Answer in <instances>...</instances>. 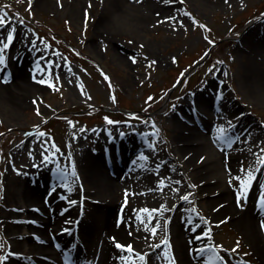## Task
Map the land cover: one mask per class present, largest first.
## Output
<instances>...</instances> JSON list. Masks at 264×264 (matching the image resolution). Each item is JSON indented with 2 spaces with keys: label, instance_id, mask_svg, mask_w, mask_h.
<instances>
[{
  "label": "rangeland",
  "instance_id": "rangeland-1",
  "mask_svg": "<svg viewBox=\"0 0 264 264\" xmlns=\"http://www.w3.org/2000/svg\"><path fill=\"white\" fill-rule=\"evenodd\" d=\"M163 2H167L168 16L146 20L143 33L136 35L123 24L130 22L129 16L109 6L108 0H69L63 2L64 5L57 0L56 5L47 6H38L36 0H0V16L6 21L0 25L6 26L5 33L13 30L16 33L15 29L26 33L32 40L30 49L34 57L51 61L53 66L46 79L40 74L28 77L31 85L46 81L43 83L46 88L38 98L29 100V105L18 109L20 118L10 121L0 116V264L7 257L34 264L32 259L26 261L10 248L1 234L4 223L1 215L13 211V204L7 200L6 181L22 174L16 170L28 165L31 167L29 178L35 174L51 175L53 171L59 176L73 177L69 168L75 173L76 170L70 166L89 154V146L97 152L99 137L105 141V131L120 130L127 131L131 137L141 136L136 143L143 149L147 147L160 156L167 153L161 159L162 164L180 167L171 155L172 145L168 151L175 134L171 117L179 119L180 105L192 106L191 101L196 102L197 96H208L206 102L221 109L217 111V114L222 113L218 121L222 119L227 125H235L232 129L226 125V132L235 135L231 146H227L233 154H241L233 173L224 180L208 177H211L207 169L209 158L205 160L208 156L204 148L199 147L197 153H192L190 164L194 180L178 173L170 183L171 190L161 193L162 201L156 212L160 228H156L146 249L131 254L132 264H145L144 257L148 258L156 249L159 256L152 254L155 264H177L166 233L169 221L174 218L178 223L169 205L172 203L177 211L189 214L187 228L199 233L198 243L210 246L206 250L215 262L224 257L229 264H259L236 224L237 213L217 216L218 208L210 200L224 194L220 186L225 184L234 196L236 209L243 211L260 170L258 192L253 195V201L257 197L260 203L259 196L264 192L261 188L264 164L260 163L264 160V104L251 95L253 91L243 77L244 71L253 64L247 49L264 47V0H155L161 10ZM106 15L110 16V24L114 23L113 30L96 26ZM97 16L100 18L96 23ZM3 42L7 43V37ZM206 51L209 53L204 57ZM117 54L123 60L117 58ZM260 63L264 69V64ZM210 81H215L219 89L209 91ZM258 86L263 91L260 96L264 102V86ZM201 88H205L208 95H197ZM213 96H218L217 103ZM124 113L136 116L126 117ZM202 115L210 119L214 112ZM241 118L244 123L240 124ZM196 126L201 130L199 122ZM249 129L252 137L238 139ZM235 143H238L237 149ZM23 144L31 146L28 153L25 149L19 152ZM219 144L221 147L215 149L220 153V141ZM112 146L113 143L108 145ZM44 154L48 155V160H44ZM99 154L102 166V149ZM192 154H186L187 159ZM249 170L254 179L249 187L241 188L236 177L246 178ZM74 177L73 189L82 192L81 180L78 182L77 174ZM202 177H208L206 182L198 181ZM52 180L49 188H55L53 177ZM189 193L187 200L182 198ZM60 194L68 203L63 205L64 210L69 208L70 202L77 201L72 191ZM81 201L85 218H88L93 205L92 194L82 195ZM119 201L125 205L128 199L122 197ZM150 221V218H139V222ZM205 231L207 235L202 234ZM58 259L61 264L59 254L52 262Z\"/></svg>",
  "mask_w": 264,
  "mask_h": 264
},
{
  "label": "bare ground",
  "instance_id": "bare-ground-1",
  "mask_svg": "<svg viewBox=\"0 0 264 264\" xmlns=\"http://www.w3.org/2000/svg\"><path fill=\"white\" fill-rule=\"evenodd\" d=\"M58 1L64 5L63 2L69 0ZM108 1L109 6L116 11L127 14L125 17L129 16L130 22L123 24L128 29L133 30L136 35L143 33L146 20L155 19V16L162 19L168 16L165 8L167 2H163V10H161L155 0H126L127 3L124 0ZM36 2L38 6H47L48 4L56 5L57 0H36ZM124 11L130 13H124ZM97 17L96 23L100 16ZM110 21V16L106 15L96 26L98 29L111 28L113 30L115 26L114 23L111 25ZM5 28L6 26L0 25V36L4 39L7 37ZM15 31L17 34L14 32V39L8 48H2V44H0V49H2L0 55L4 57V52L7 51L5 54L7 58H4V62L0 63V116L8 117L10 121L20 118L18 109L29 105V100L33 97L38 98L39 93L46 88L43 83L29 84L28 77L40 74L43 79H46L51 74V67H53L48 61L37 60L34 57L30 49L32 40L26 33H19L18 29ZM92 40L95 41V37ZM247 53L249 58L253 60V64L250 69L244 71L243 77L249 82L251 91H253L251 95L264 104L260 96L263 91L258 86L260 84L261 87L264 86V69L260 65V62L264 64V59L262 60L264 48L253 46L252 49H247ZM117 56L120 60L122 59L121 55L117 54ZM16 58L21 59V64L15 62ZM7 71L10 72L8 77H6ZM209 85L211 86L209 91L214 90V88L219 89V85L215 81H210ZM200 94L208 95L205 88H202L197 95ZM196 99L195 112L192 111L191 107L181 104L182 119L171 117L172 130L175 131V134L173 142L169 143L168 151H171L172 145L171 155L175 156L174 158L180 167H175L171 163L170 165L168 163L162 164L161 159L168 155L167 153L160 156L158 152H152L147 147L141 148L136 143L140 140L141 136L139 135L132 137L128 135L129 143H126L123 138L117 141L121 148L122 142L124 143L123 147L126 151L123 153L124 155L120 154L125 164L123 168H114L111 175L108 174L103 164L101 166L98 159L99 149H102L103 153V148L106 146L100 137L97 152L94 153L92 147L89 146V154H86V157L83 156L81 160H76L70 166L76 170L77 180H81L83 185L82 192H80L79 189H73V184L76 186L74 178H68L65 182L75 194V198L92 194L93 199L89 217L80 225L77 239L72 238L69 226L73 217L70 216L69 211L63 209V205L68 204L65 203V198L60 194L61 192H68L64 187L65 183L56 184L55 188H49L48 181L51 179L38 177L35 183H31L29 180L31 167L28 165L16 170V173L22 174L17 177L13 175L6 181L7 200L13 204V211L10 213L3 212L1 215L3 219L1 221H4L1 234L5 237L9 247L20 253L26 261L32 259L34 264H54L52 260H56L57 254L59 256L67 254L66 257H63L65 258L64 262L66 259H72V264H132L131 251L141 252L142 248L146 249L153 236L152 228H160L157 226L159 220L156 212L159 209L158 203L162 201L161 193L171 190L170 183L178 173L192 179V181L194 180L191 175L192 165L190 164V160L193 158L192 153H197L198 149L204 148L203 151L208 156L205 160L209 158L207 169L211 173V177H208L224 180H227L233 173L235 163L241 154L240 152L233 154L223 141L216 139L219 135V126L224 125L222 119L218 121V116L215 113L212 118L209 117L210 119L204 118L202 115L204 112L210 115L212 111L215 112L216 109L214 108L216 107L206 103L204 96H197ZM249 100L252 103V98ZM196 122L202 125L201 130L196 126ZM242 122L244 123V118H241L240 124ZM252 136L251 129H249L245 134L239 135L238 139H246ZM230 137L235 136L230 135ZM219 141L222 145V152L220 153L215 149L217 146L221 147ZM249 141L245 140V142ZM235 144H237L235 147L237 149L238 143ZM30 147L23 144L18 149L20 153L23 149L28 153ZM142 152L148 157L147 160L139 159ZM186 154L192 155L187 159ZM118 155L112 154L116 163L121 160ZM121 169H125L124 173ZM69 170L73 172L70 168ZM260 172L261 170L258 175ZM258 175L249 192L247 205L243 211L236 209L234 196L225 184L220 186V190L224 194H220L221 196L210 201L218 208L217 216L237 213L234 218L237 219L236 224L240 226V232L244 235L250 250L257 256L259 264H264V226L261 224V221H264V212L262 213L264 207L257 202V197L254 201L252 199L253 195L258 192L257 185L260 183ZM208 177H202L198 181L206 182ZM161 180H164L163 184L160 183ZM37 181H41V184ZM11 187H13L12 191L10 190ZM122 197L128 199L125 205L119 201ZM169 205L173 210V216L175 215L178 219V223L173 218L166 224V233L173 245V254L177 257V264H207L210 255H208L206 248L203 251L200 250L204 245L202 242L198 243L197 235L199 233L189 231L187 228V220L190 219L189 214L184 210L183 212L177 211L174 203ZM145 208L149 211H143ZM140 217L142 220L150 218L151 221L149 223L139 222ZM67 227L68 232L60 233V230H65ZM113 237L115 239H112ZM117 242L130 245L131 250L118 248ZM56 245L58 247L57 252L53 249V246ZM156 251L157 249L152 254H156L158 257L159 252ZM152 254H149L148 258L144 257L145 264H155ZM222 258L220 262L218 260L215 262L212 259L213 264H229L224 257ZM26 263L23 260L7 257L3 264ZM55 264H59V260Z\"/></svg>",
  "mask_w": 264,
  "mask_h": 264
},
{
  "label": "snow or ice",
  "instance_id": "snow-or-ice-1",
  "mask_svg": "<svg viewBox=\"0 0 264 264\" xmlns=\"http://www.w3.org/2000/svg\"><path fill=\"white\" fill-rule=\"evenodd\" d=\"M5 22H6V21H5L4 17H3V16H0V24H4ZM13 39H14V30H13V31H9V32L7 33V43H4V42H3V37L0 36V44H2V48H8V47L10 46L11 42L13 41ZM0 51H2V49H0ZM132 59H133V61L135 62V57H132ZM173 59H175V58H173ZM3 62H4V57H3L2 55H0V63H3ZM51 63H52V62L49 61V64H51ZM37 67L39 68V65H37ZM106 78H107V77H106ZM34 79H35V77H34ZM44 82H46V81H43V80L41 81V83H44ZM148 99H152V98L149 97ZM105 119L108 120L107 117H105ZM109 122L111 123V121H109ZM232 127H233V125L230 124V123L227 125V128H228V129H231ZM225 128H226L225 125H220V126H219V135L216 137V139L223 141L224 143L228 144V146H231L232 140H231V138L228 136V133L226 132ZM153 147H154V145H153ZM139 159L147 160L148 157L142 152V153H140ZM202 159H203V158H202ZM44 160H48V155H47V154H44ZM134 163H135V161H134ZM260 163H261V164H264V160H261ZM72 174H73V176L76 175V173H75L74 170H73V173H72ZM60 179L64 180L65 177H64L63 175H61V176H60ZM230 179H231V178H230ZM236 179H239V180H240V187H241V188H247V187L250 186L251 181L254 179V174H253V172H252L251 170H249V171L247 172V177H246V178L236 177ZM160 183L163 184V183H164V180H161ZM64 187H65L68 191H71V188L68 186L67 183L64 184ZM193 187H194V185H193ZM261 188H264V185H261ZM190 195H191L190 193H189V194H185V196L182 197V198L185 199V200H187V199L189 198ZM239 196H240V193L238 192V193H237V197H238V199H239ZM259 202H260V205H261L262 207H264V192H262V193L260 194V196H259ZM73 203H74V201H73ZM143 211L148 212L149 209L145 208ZM261 224H262V226H264V221H261ZM157 226H158V225H157ZM152 232H153V233L156 232V227H153V228H152ZM202 234H203V235H207L208 232L205 231V232H203ZM112 239H115V238L113 237ZM197 239H199V237H197ZM161 243H164V241H161ZM116 246H117L118 248H121V249L128 248L129 250H131V246H130V245H124V244H121V243H119V242H117V245H116ZM207 247H210V246L205 245V246H203L200 250L203 251L204 248H207ZM218 247H222V246H218ZM169 259L171 260L172 258L170 257ZM220 259H223V258H220ZM207 264H213V261H212V257H211V256H209L208 261H207Z\"/></svg>",
  "mask_w": 264,
  "mask_h": 264
}]
</instances>
